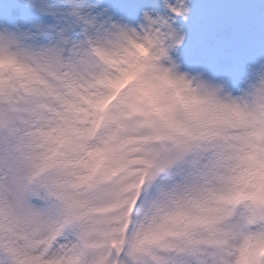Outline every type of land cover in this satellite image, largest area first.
<instances>
[{
    "label": "clouds",
    "instance_id": "clouds-1",
    "mask_svg": "<svg viewBox=\"0 0 264 264\" xmlns=\"http://www.w3.org/2000/svg\"><path fill=\"white\" fill-rule=\"evenodd\" d=\"M192 3L0 20V264H264V56L186 62Z\"/></svg>",
    "mask_w": 264,
    "mask_h": 264
},
{
    "label": "bare ground",
    "instance_id": "bare-ground-1",
    "mask_svg": "<svg viewBox=\"0 0 264 264\" xmlns=\"http://www.w3.org/2000/svg\"><path fill=\"white\" fill-rule=\"evenodd\" d=\"M1 20V19H0Z\"/></svg>",
    "mask_w": 264,
    "mask_h": 264
}]
</instances>
